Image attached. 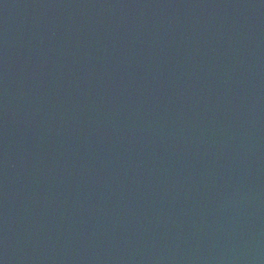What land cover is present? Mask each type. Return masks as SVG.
<instances>
[{"label":"water","instance_id":"95a60500","mask_svg":"<svg viewBox=\"0 0 264 264\" xmlns=\"http://www.w3.org/2000/svg\"><path fill=\"white\" fill-rule=\"evenodd\" d=\"M0 264H264V0H0Z\"/></svg>","mask_w":264,"mask_h":264}]
</instances>
